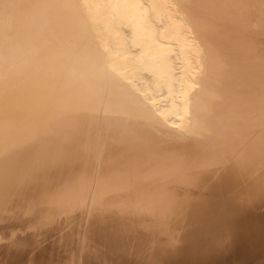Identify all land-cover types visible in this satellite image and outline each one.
I'll return each mask as SVG.
<instances>
[{
    "label": "bare ground",
    "instance_id": "obj_1",
    "mask_svg": "<svg viewBox=\"0 0 264 264\" xmlns=\"http://www.w3.org/2000/svg\"><path fill=\"white\" fill-rule=\"evenodd\" d=\"M0 264H264V0H0Z\"/></svg>",
    "mask_w": 264,
    "mask_h": 264
}]
</instances>
